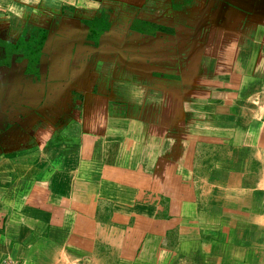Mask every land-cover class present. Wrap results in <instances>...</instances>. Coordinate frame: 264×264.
Segmentation results:
<instances>
[{
  "label": "crops",
  "instance_id": "obj_1",
  "mask_svg": "<svg viewBox=\"0 0 264 264\" xmlns=\"http://www.w3.org/2000/svg\"><path fill=\"white\" fill-rule=\"evenodd\" d=\"M259 87L264 0H0V145L40 126L0 152V263L264 264ZM54 130L83 146L67 183L31 184L46 182L35 216L19 187L47 173L35 143ZM101 177L116 190L83 197ZM193 182L214 187L201 208ZM106 201L114 217L87 213Z\"/></svg>",
  "mask_w": 264,
  "mask_h": 264
},
{
  "label": "rangeland",
  "instance_id": "obj_2",
  "mask_svg": "<svg viewBox=\"0 0 264 264\" xmlns=\"http://www.w3.org/2000/svg\"><path fill=\"white\" fill-rule=\"evenodd\" d=\"M37 38V36H35ZM33 39V38H32ZM257 91H254L253 92H249V101L248 102H252V104H256V105H263L264 104V101H261V99H264V87H259L258 89H255ZM260 98V99H259ZM243 102V100H242ZM250 105V103H249ZM31 122H22V123H18L17 124V127L20 128V131H22V133L19 131L18 132V136H21L24 135L26 137V139H28L26 141V143H28V141L32 142L33 141V138L29 139L28 134H30V131L31 132H34V130L38 129L37 127H40L38 126V124L35 125V127H33L31 129ZM8 125H10V123H8ZM49 126H54V129L55 127L57 128V125L56 123H52V124H48ZM53 133V132H52ZM61 134H58L57 135V132L54 130V134L52 137H49V138H45V139H40V143L41 144H36L35 143V146L37 147V151L36 149H33L34 151H36L37 153H39L37 155L39 161H36L34 164L36 165H40L41 162H47L48 163V170H47V173H43L42 176L40 174V171L38 172V170H33V175L31 178H33V182H25L27 184V187L25 188L24 186H20L19 189L24 191L26 189L29 190L31 189L32 190V197L31 198H27V201L23 200L24 198L26 197H22V202L24 201V203L26 205H28V207L30 208L29 211L33 214V215H41V213H47L49 209L47 208H44V206H41V202L39 200L42 201V199H40V197L38 195H36L35 193L39 190V189H45L43 186V184H45L46 182H37L36 184H40V186H36L34 185L32 188H30L31 184L33 185V183H35V181L37 180H44L45 179V176L47 175V180H48V187H46L45 190L48 189V191H52L54 190L53 188L57 185L56 182H66L69 180L70 176H71V169H72V166L74 164H76L79 159L77 157L78 156V150L81 146H83V142L81 140H73V139H69V140H65L64 137H59ZM16 137V138H12L8 141H10L9 144L5 145L4 147H2L0 145V148L1 151L0 152H4L5 151V155L6 157L8 158H13L17 155V153L19 152H22L23 149L19 150L17 148L16 152H15V149H12L13 147L15 146H19V145H25V140L22 139V137ZM11 137V136H10ZM21 139L23 140V142H21ZM4 140V139H3ZM2 142V140L0 141V143ZM105 143L102 142V146H104ZM39 149V150H38ZM41 154V155H40ZM10 155V156H9ZM28 174V173H27ZM120 175V174H119ZM195 176V174H194ZM40 177V178H39ZM193 179L195 180V178L193 177ZM99 181H102V182H93L92 185H89L87 190L83 191V197L87 196L89 197L91 194L90 191H93L94 189H96V191H100L102 190L101 188H96L94 183H106L104 186L107 187L109 190H111V188H114L116 190L115 187L111 186L110 183L112 182H103V178H99ZM107 181V180H106ZM143 184L140 185V188L139 189V193L141 192V194H143V190H146V189H149L151 190L152 192H156V189L153 188L152 186L153 185H146L147 183H144V182H141ZM245 185L247 184H250L249 181H246L244 182ZM259 183L262 185L264 183V181L262 179H260ZM21 184L23 185L24 182H21ZM118 184V182H116L114 185ZM201 182H193V194H194V197H193V202H194V206H196L197 208H201L200 207V196H204L205 198H207L206 196V192L209 193V195H211V193L214 192V187L212 186H207L205 185L203 188L201 187ZM206 184V183H205ZM42 186V188H41ZM109 186V187H108ZM124 186V185H123ZM38 188V189H36ZM104 188V187H102ZM62 190H60L61 193H65V191L68 190V187H64L61 188ZM71 193H72V199H71V202L70 205L73 206L75 208V210H81V207H86L87 205H89L90 203H86V202H82V204L80 205V200H83V197H79L77 195V189L76 188H69V190ZM202 192V193H201ZM22 195H24L23 193H21ZM135 195V194H134ZM98 199H101V200H105V198H98ZM31 201L32 204L29 205L28 202ZM108 201H111V200H108ZM94 202V200H93ZM135 204H138V205H143V204H139V203H136L134 202ZM95 204H96V201H95ZM91 205V204H90ZM151 205V204H150ZM150 205H147L145 204L144 206L148 207V210L150 208ZM161 208L163 209L162 211V214L164 216L165 219L169 218V216L171 217V212L170 213H167L168 211V206H167V203L165 204V202H163L161 204ZM118 205L115 203L114 205H112L110 208L112 210H115V212L118 211ZM108 207V204H107V201H106V205L102 208V205H100V207L98 209L95 208V205L91 208H89V211L87 212L88 214H91L93 216H96L97 214H100L101 212L105 211L108 215H110V211H108L106 208ZM124 210H126V208H123L122 210V214H124ZM80 212V211H78ZM118 213V212H117ZM116 214V213H115ZM115 214H112L110 215V217H114ZM121 214V215H122ZM41 220L43 221V217L41 218ZM168 221L171 220L170 222V228L168 229V231H171L172 229V224L174 223V220L172 219H167ZM264 252V251H262ZM6 261H9L10 263L12 264H18V261L14 260V259H11V258H8V257H4L2 258V262L0 264H5Z\"/></svg>",
  "mask_w": 264,
  "mask_h": 264
},
{
  "label": "built area",
  "instance_id": "obj_3",
  "mask_svg": "<svg viewBox=\"0 0 264 264\" xmlns=\"http://www.w3.org/2000/svg\"><path fill=\"white\" fill-rule=\"evenodd\" d=\"M5 264H12V263H10L9 261H6Z\"/></svg>",
  "mask_w": 264,
  "mask_h": 264
}]
</instances>
